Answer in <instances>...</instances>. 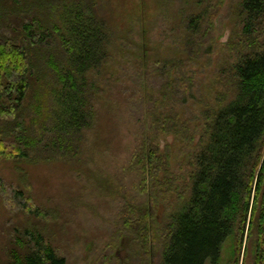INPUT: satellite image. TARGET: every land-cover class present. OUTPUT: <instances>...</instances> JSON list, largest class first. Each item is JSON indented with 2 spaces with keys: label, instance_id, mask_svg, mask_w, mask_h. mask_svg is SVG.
Segmentation results:
<instances>
[{
  "label": "trees",
  "instance_id": "16d2710c",
  "mask_svg": "<svg viewBox=\"0 0 264 264\" xmlns=\"http://www.w3.org/2000/svg\"><path fill=\"white\" fill-rule=\"evenodd\" d=\"M12 1L15 6L20 3ZM225 1L206 0L204 8L188 18L186 47L193 57L218 47L216 18ZM67 10V17L72 18L62 23L69 31L61 34L56 29L67 54L66 64H54L52 73L62 91L72 94L62 107L73 117L65 131L75 137L64 139L58 148L61 154H75L94 124L97 93L103 90L87 81L85 74L99 69L107 56L103 52L106 41L97 37L88 46V32L83 34L86 25L76 33L74 22L79 14L73 8ZM88 19L90 25L92 19ZM44 26L29 9L0 10V158L5 160L34 155L35 145L28 141L33 117L25 104L34 78L43 76L46 69L35 64L31 49L51 44L50 38L57 42ZM222 44L217 79L196 122L172 105L178 94L173 71L186 68L185 61L165 70L154 95H148V127L130 145L123 165L138 180L133 189L120 195L117 209L103 218L106 245L100 250L91 245L85 264H135L134 257L141 259L136 264H151L152 252L158 249V264H205L208 260L210 264H264V0H240ZM207 46L209 50L203 52ZM183 70L182 79L187 82L191 76L188 69ZM174 138L180 142L178 152L184 159L173 158ZM73 139L77 147L71 145ZM0 200L30 217L47 213L31 193L11 188L1 176ZM173 205L164 221L159 220V209ZM48 233L36 225L15 230L6 264H67ZM226 240L230 256L223 261L221 247ZM119 249L126 250L125 259L117 253Z\"/></svg>",
  "mask_w": 264,
  "mask_h": 264
},
{
  "label": "rangeland",
  "instance_id": "374dc122",
  "mask_svg": "<svg viewBox=\"0 0 264 264\" xmlns=\"http://www.w3.org/2000/svg\"><path fill=\"white\" fill-rule=\"evenodd\" d=\"M239 2L226 0L216 18L218 47L193 57L186 47L188 18L203 9L206 0H20L16 6L12 0H0L2 12L29 9L31 15L38 14L57 41L54 44L50 38L51 44L31 49L35 64L46 69L43 76L34 78L25 104L26 112L33 117L30 122L26 117V121L30 126L28 141L35 145L34 155L22 160L0 158V176L6 184L31 193L47 213L30 217L0 200V264L7 263V249L14 244L18 228L36 225L50 232L47 237L64 253L67 264H85L91 245L98 246V250L106 245L103 218L117 209L120 195L133 189L138 180L123 165L130 145L138 142L142 130L148 127V95H154L165 70L175 62L185 61L186 68L182 69H188L191 77L186 82L182 69L175 68L178 94L172 105L196 122L202 102L213 91L217 68L223 60L222 43L236 19ZM69 8L79 14L74 22L76 33L86 25L83 34L88 32L87 45L101 37L102 43L106 41L103 52L107 57L99 69L85 74L87 81L103 88L97 93L94 124L86 131L78 153L61 154L58 147L63 140L75 137L65 131L73 117L62 107L72 94L63 92L62 85L55 82L52 67L66 64L67 54L56 29L61 34L69 31L62 23L72 18L66 15ZM88 17L92 19L90 25ZM208 50L207 46L203 52ZM91 88L97 92L96 87ZM83 96L86 98V94ZM86 113L88 116L87 110ZM71 145L77 147V141L73 139ZM179 146L174 138L173 158L184 157L178 152ZM173 208L174 205L159 209L158 219L164 221L165 213ZM227 244L226 240L221 247L223 261L230 256ZM117 253L122 259L127 256L124 249ZM159 254L160 249L152 252L151 264H158ZM132 261L136 264L141 259L134 257ZM205 264H210L209 260Z\"/></svg>",
  "mask_w": 264,
  "mask_h": 264
}]
</instances>
